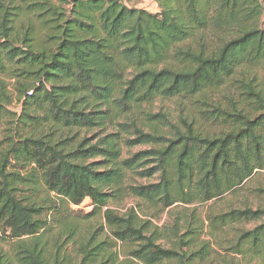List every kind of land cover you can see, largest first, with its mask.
I'll return each instance as SVG.
<instances>
[{"label":"trees","instance_id":"trees-1","mask_svg":"<svg viewBox=\"0 0 264 264\" xmlns=\"http://www.w3.org/2000/svg\"><path fill=\"white\" fill-rule=\"evenodd\" d=\"M153 1L156 12L124 0H0V237L12 242L0 264H264L259 203L208 209L214 247L195 215L181 223L169 211L159 228L109 207L138 199L165 211L243 191L264 200L251 185L264 171V0ZM156 98L194 100L198 120L146 111ZM113 124L93 144L69 137ZM19 125L31 131L21 137ZM86 199L104 225L80 234L59 204Z\"/></svg>","mask_w":264,"mask_h":264},{"label":"rangeland","instance_id":"rangeland-1","mask_svg":"<svg viewBox=\"0 0 264 264\" xmlns=\"http://www.w3.org/2000/svg\"><path fill=\"white\" fill-rule=\"evenodd\" d=\"M133 3V2H132ZM262 6L264 9V2H262ZM261 26L264 29V13L261 18ZM5 82L8 85V88L11 90L15 80L14 79H9L5 78ZM197 101V99H196ZM196 106H200L197 103H194V100L191 99H186V98H178L177 100H165L161 98H156L153 102L150 103V105L147 106V109L152 112L153 114L162 112V113H167L169 116H174L178 114L179 112H182L184 114H189L191 116H196L197 120L199 115L195 112ZM9 110L14 113L16 116L20 113V105L18 104L17 101H14L12 105L9 107ZM135 112V111H134ZM134 113L129 115V120L133 117L134 118ZM11 116V115H10ZM11 119L14 121L15 119L11 116ZM9 118H6L3 120L1 126H0V141L2 143H5V135H6V129L9 127ZM129 120L127 119H120L118 120L119 123H124V124H129ZM19 127L20 132L18 131L19 135L25 136L26 131L30 132L31 129L28 130V128H20V125L17 126ZM108 129L105 130L104 128H95L93 131H74L72 132L69 137L72 139L73 142H78L84 138L88 140L90 144L95 143L98 141L102 136L106 135L107 133L113 131L117 133L119 128L115 124L113 126H107ZM130 135V134H129ZM69 144L71 142H68ZM5 144L1 146H5ZM143 151L144 148H138L133 151ZM99 159H96L95 162H99ZM129 179V182H136V183H143L144 180L140 179L136 175H129L127 176ZM252 188L253 189H264V171L258 172L254 177H253V182H252ZM244 202L250 203V204H256L259 203L261 205H264V200L263 199H257L251 197L248 193L246 192H241L239 194V198L231 196V195H226L221 199L219 203L217 201H212L209 203H198V202H193L190 205H182L181 203H176L172 209H168L165 211H161L158 207H153L150 204L138 200V199H125L122 204H110L111 209L118 210L120 212H124L125 209H128L129 207H133L136 211L137 214L141 219H147L150 220L154 225L157 227H161L163 224L170 223V218L168 217V212L171 211L173 212V217H179L181 220V223H183L184 220V215H195L198 217L200 222H203L204 224V235L201 237L202 240L204 241H209L210 244L214 247V239H217L218 236L212 232H210L209 224L205 220L206 219V212L208 209H216L219 212H222L227 209L228 206L230 207H241ZM59 206L61 208V211L65 215L66 218L68 219H73L74 221L79 223V233L83 234L85 231L83 229L87 230H99L101 226L104 225V221L102 219V212L100 214H93L94 208L91 206V201L89 199H86L80 207H74V206H69L67 207L60 203ZM124 207V209H122ZM187 211H184V210ZM57 214V215H56ZM59 212H55L54 210L51 213L47 214L48 221L50 228L48 232L45 234V239L47 240L48 247L51 248L53 246V241L55 239V236L58 232V229L55 227L54 229L52 228L54 226V220L56 217H59ZM225 232L223 233H228L230 230L226 228L224 230ZM104 234L107 235V230H104ZM108 236V235H107ZM104 236H101L103 238ZM109 237V236H108ZM11 241H6L5 239H2L0 237V253H4L10 250V245ZM65 248V247H63ZM66 255L69 257V260L71 259V263L74 262V259L76 260L74 253L72 249H70L68 246H66ZM214 257V256H213ZM122 260V257H121ZM73 261V262H72Z\"/></svg>","mask_w":264,"mask_h":264},{"label":"crops","instance_id":"crops-1","mask_svg":"<svg viewBox=\"0 0 264 264\" xmlns=\"http://www.w3.org/2000/svg\"><path fill=\"white\" fill-rule=\"evenodd\" d=\"M129 6L141 8L150 12H156L157 7L153 0H124ZM133 2V3H132Z\"/></svg>","mask_w":264,"mask_h":264}]
</instances>
